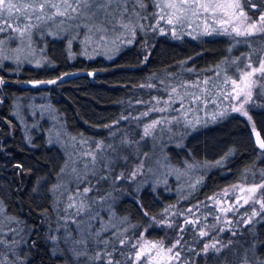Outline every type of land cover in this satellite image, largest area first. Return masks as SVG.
<instances>
[{
  "label": "trees",
  "instance_id": "1",
  "mask_svg": "<svg viewBox=\"0 0 264 264\" xmlns=\"http://www.w3.org/2000/svg\"><path fill=\"white\" fill-rule=\"evenodd\" d=\"M143 2L148 19L143 16L133 42L112 60L78 54L71 59L68 41L48 36V64L24 65L20 69L8 62L0 65V199L8 214L27 232L22 247L23 264H134L136 243L143 233L174 247L179 253L176 264H264V212L261 217L250 216L249 204L240 207L233 215L234 226L223 235L226 247L219 252L208 249L206 253L203 249L213 232L209 234L202 225L207 222L210 227L215 212L206 221L199 218L196 222L188 212L190 208L198 212L199 205H206L202 209L211 206L207 204L212 196L247 175L250 178L243 182L252 181L255 174L254 180L264 184L260 178L264 149L259 148L255 136L259 132L264 139V94L259 91L254 94L247 116L230 112L213 123L190 129L167 145L170 160L176 166H184L185 162L202 166L188 195L182 194L185 187L175 186L173 179L171 185H159L151 174L137 178L127 175L115 184L119 193L113 204L117 218L125 220L127 229L123 233L122 227L114 224L104 233L106 243L89 242L87 247L74 249L66 244L65 239H69L61 230L54 232L53 187L61 173L64 151L49 141L44 129L35 130L32 138H27L15 115L16 102L45 94L67 133L107 141L124 129L123 123H129L139 133L142 104L165 92L155 86V93L148 87L151 82L161 85L163 80L162 86L169 87L173 79L184 73V66L204 68L218 64L228 55L232 42L228 36L173 32L154 22L153 0ZM242 2L252 19L258 18L257 13L264 14V0ZM221 48L220 55L211 57L214 50ZM145 146L143 139L139 144L142 158L145 149L149 151V144L148 148ZM222 158L226 160L213 166ZM136 160L132 156L125 163L119 161L112 166L122 170ZM201 231L207 234L201 236Z\"/></svg>",
  "mask_w": 264,
  "mask_h": 264
},
{
  "label": "rangeland",
  "instance_id": "2",
  "mask_svg": "<svg viewBox=\"0 0 264 264\" xmlns=\"http://www.w3.org/2000/svg\"><path fill=\"white\" fill-rule=\"evenodd\" d=\"M215 2L220 3L222 7L217 8L215 12L199 9L196 14L190 10H182L180 0L151 2L154 8V22L157 25L161 23L173 32L193 36L226 35L232 42L225 60L216 65L204 68L184 66V73L173 79L169 87L162 86L163 80H160L161 85L159 82H151L148 87L153 88L155 93H158L155 86L164 88L165 92L160 96L150 97L142 104L144 108L138 117L143 122L138 134L136 129L129 127V123H123L124 129L113 133L107 141L69 134L45 94L30 97L26 102L23 99L16 102L15 115L24 127L27 138L30 140L35 130L44 129L49 141L58 144L64 151L61 173L53 187L56 215L54 232L61 230L69 239H65L68 246L77 249L87 247L89 242H105L104 233L112 229L114 224L122 227V233L127 229L123 224L125 220L119 217L118 220L113 207L114 198L119 193L115 184L127 175L137 178L139 175L151 174V179L159 185H171L173 182L175 186L185 187L182 194L188 195L187 191L196 184L194 180L200 176L202 166L192 162L176 166L170 160L168 144L188 134L190 129L213 123L230 112H247L253 103L254 94L258 91L264 94V73L256 72L251 76H244V73L250 71L248 65L257 68L259 62L264 60V33L240 36L233 31L247 30L248 25L258 18L252 19L246 13L242 0ZM237 2L240 5L238 8L235 7ZM142 3L144 7H140L139 3L133 4V0H125L119 8V11L124 13L123 17L114 11L116 5L109 7L107 11L113 12L111 23L102 13L97 21L98 24L104 21L106 30L103 32L90 30L91 23L83 18L68 19L67 16L57 15L51 20L45 17L37 21L33 17L30 22H25L31 23L32 27L25 31L23 36L12 29L0 32V65L8 62L20 69L24 65L48 64V36L65 38L71 59L78 54L85 58L104 56L105 59L112 60L133 42L137 30L141 27L143 16L148 19L147 6L143 0ZM168 3H175L177 7L167 8L165 5ZM169 19L172 20L171 24L167 22ZM9 22L12 23V28L23 27L20 21ZM124 24L128 27H123ZM222 51L223 48L214 50L211 57H217ZM232 81L236 83L233 84ZM249 91L251 96L245 103V94ZM241 104L243 108L240 111L234 110L240 108ZM154 121L160 123L150 128L149 135L145 136L144 128ZM143 139L145 147L148 148L149 144V151L145 149V156L142 158L139 156V144ZM132 156L137 160L130 168H125V165L120 170L112 166L119 161L125 163ZM225 160L219 159L213 162V166H218ZM248 178L250 175L245 176V179ZM255 178V174H252V181L243 182L246 180L242 179L241 182L224 188L212 196L207 204L211 206L205 209L202 208L206 205H199L201 208H197L198 212L188 209L194 222L199 218L206 221L214 210L215 215L211 216L215 217L212 219L213 224L209 227L207 222H203L202 225L208 233L213 232L209 233L211 237L207 245L215 243L217 248H223V235L234 226L233 215L243 205L251 206L250 216H253L254 210L259 213L256 216L261 217L260 204L253 201L257 198L263 200L262 187H258L263 183L257 182ZM260 178L264 180V171ZM253 187L256 188L255 192L248 191ZM85 188L89 189L87 193L83 191ZM245 200L248 203H245ZM82 202L84 210L77 214ZM70 204L73 206L69 207ZM26 237L27 232L22 224L8 214L0 199V264H23L22 247L26 244ZM136 244L137 253L140 255L136 254L134 264H176L178 260L174 247H167L158 240L147 238L144 233ZM169 248L172 249L171 252L167 251ZM208 249L213 250L211 247Z\"/></svg>",
  "mask_w": 264,
  "mask_h": 264
},
{
  "label": "snow or ice",
  "instance_id": "3",
  "mask_svg": "<svg viewBox=\"0 0 264 264\" xmlns=\"http://www.w3.org/2000/svg\"><path fill=\"white\" fill-rule=\"evenodd\" d=\"M125 0H0V32L7 31L8 29H12L14 32H18L21 36L24 35L25 31H27L30 27H32L30 22L33 17L37 21H41L45 19V17L49 20L53 19L55 16H67L68 19H78L83 18L86 21L91 23L90 30H96L99 32H103L106 29L104 28V21H100L99 24L97 21L99 20V16L102 13L106 19H108L109 23H111V18H113V12H108L107 9L112 5H116L115 12H117L121 17H123L124 13L119 11L120 5L124 3ZM139 3L140 7H144L142 0H133V4ZM181 9L182 10H190L193 14H196L199 9H203L204 12H215L217 8L222 7L220 3H216L215 0H180ZM167 8H176L177 5L175 3H168L165 5ZM235 7H240L239 3L235 4ZM48 11H45V10ZM63 9V10H62ZM79 10V11H78ZM243 15V13H241ZM258 16L257 21H253L248 25V29L245 31H240L239 29H233L236 35L240 36H249L254 35L255 33H264V14L257 13ZM163 19V17H161ZM9 21L16 22L20 21L23 24V27L17 26L16 28H12V23ZM169 24L172 23V20L169 19L167 21ZM258 24L260 27H258ZM87 26V24L85 25ZM115 27V25H113ZM123 27H128L127 24H124ZM250 71L244 73L245 77L251 76L256 72L264 73V60L259 62V66L257 68H252L251 65L247 66ZM56 81H47L46 83H55ZM0 83H3L2 79H0ZM233 84L236 81H232ZM175 91V89H173ZM251 96V92L245 94V103L248 102V98ZM237 99H239V94L237 95ZM243 108V104H241L240 108H236L234 110L240 111ZM243 115L247 116V112H243ZM251 120V117H248ZM160 121H154L152 124L148 125L144 128V135H149V129L155 127V125L159 124ZM252 130L255 132V125H252ZM256 143L259 145L260 149H264V139L260 137V133L256 132ZM93 162L95 161V157H92ZM258 187L264 188V184L259 185ZM84 193L89 191L88 188H85ZM248 191L255 192L256 188H250ZM245 203H248L245 200ZM253 203L260 204L261 211L264 212V200L257 198L253 201ZM73 205H69L72 207ZM84 204L81 203L79 209H77V214L80 211L84 210ZM190 211V210H189ZM253 216L259 215V213L253 210ZM186 223H190L186 221ZM207 233L201 231L200 235L204 236ZM235 234V233H233ZM106 243V242H105ZM179 243V241H177ZM211 247L214 251L219 252L221 249L216 247V244H212L211 246L205 245L203 251L206 253L208 248ZM222 247H226V245H222ZM171 252L172 249L169 248L167 250ZM140 255V253H137ZM179 255V253H177ZM98 258V257H97ZM108 264H111L109 261Z\"/></svg>",
  "mask_w": 264,
  "mask_h": 264
},
{
  "label": "water",
  "instance_id": "4",
  "mask_svg": "<svg viewBox=\"0 0 264 264\" xmlns=\"http://www.w3.org/2000/svg\"><path fill=\"white\" fill-rule=\"evenodd\" d=\"M62 79H64V77Z\"/></svg>",
  "mask_w": 264,
  "mask_h": 264
}]
</instances>
